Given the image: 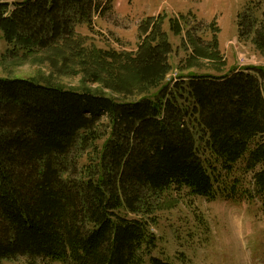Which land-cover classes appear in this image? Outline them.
<instances>
[{"label": "trees", "instance_id": "1", "mask_svg": "<svg viewBox=\"0 0 264 264\" xmlns=\"http://www.w3.org/2000/svg\"><path fill=\"white\" fill-rule=\"evenodd\" d=\"M113 4L7 0L0 2V32L27 55L79 43L75 26L93 28L94 17ZM246 5L240 35L264 50V10L258 18L259 3ZM164 17L145 20L134 50L96 51L108 69L81 61L88 76L129 98L0 77V264L23 256L28 264H172L152 255L153 214L172 187L211 200L260 198L264 207V66L164 82L173 49ZM171 26L178 31V20ZM206 49L220 56L217 36ZM113 66L125 73L116 75ZM104 117L110 135L99 149ZM91 146L94 155L80 169ZM240 161L253 172V190H242L240 180L218 187L217 165L231 173Z\"/></svg>", "mask_w": 264, "mask_h": 264}, {"label": "rangeland", "instance_id": "2", "mask_svg": "<svg viewBox=\"0 0 264 264\" xmlns=\"http://www.w3.org/2000/svg\"><path fill=\"white\" fill-rule=\"evenodd\" d=\"M3 1L7 0H0ZM257 3L260 9L256 16L261 18L264 0H114L112 9L94 17L93 28L87 24L75 26L79 43H64L62 47L29 55L9 45L0 32V77L34 78L66 88H88L118 99L129 98L132 94L118 93L104 81L88 76L81 61L86 58V63L103 70L106 65L101 64L96 51L136 49L142 41L140 26L147 18L160 13L165 14L162 27L173 45L169 55L171 67L164 82H173V85L180 81V76L189 73L222 75L234 67L264 66V50L257 47L251 36L242 38L238 25V15L244 11V5L255 9ZM171 19L178 20V31L173 30ZM261 22L262 19H258V23ZM215 36L220 56L206 49ZM80 48H84L85 53L73 55L72 50ZM111 68L116 75L125 73L115 66ZM101 124V131H106L109 119L104 117ZM199 132L203 136L202 129ZM109 135L108 129L106 136L94 146L102 149ZM198 144L201 146L200 142ZM94 146L83 152L80 169L88 163V155H94ZM217 168L216 185L221 189L240 180L242 190H253V172L245 169L244 161L238 162L231 173L220 165ZM79 173L86 174L85 171ZM153 216L157 223L152 231L158 242L152 255L172 264H264V207L260 198L248 197L240 202L224 197L211 200L192 195L185 187H172L160 195ZM3 264H28V258L4 260ZM37 264L64 263L38 260Z\"/></svg>", "mask_w": 264, "mask_h": 264}]
</instances>
